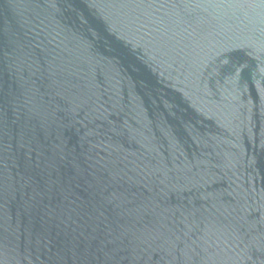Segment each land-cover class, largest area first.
<instances>
[{
  "label": "water",
  "instance_id": "water-1",
  "mask_svg": "<svg viewBox=\"0 0 264 264\" xmlns=\"http://www.w3.org/2000/svg\"><path fill=\"white\" fill-rule=\"evenodd\" d=\"M0 264H264V0H0Z\"/></svg>",
  "mask_w": 264,
  "mask_h": 264
}]
</instances>
